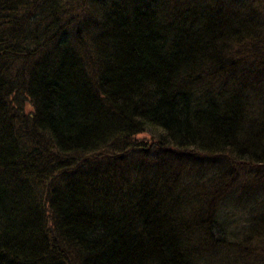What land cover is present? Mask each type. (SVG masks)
I'll list each match as a JSON object with an SVG mask.
<instances>
[{"label": "trees", "instance_id": "obj_1", "mask_svg": "<svg viewBox=\"0 0 264 264\" xmlns=\"http://www.w3.org/2000/svg\"><path fill=\"white\" fill-rule=\"evenodd\" d=\"M0 264H264V0H0Z\"/></svg>", "mask_w": 264, "mask_h": 264}, {"label": "rangeland", "instance_id": "obj_2", "mask_svg": "<svg viewBox=\"0 0 264 264\" xmlns=\"http://www.w3.org/2000/svg\"><path fill=\"white\" fill-rule=\"evenodd\" d=\"M152 137V135L150 133H142L140 134V138L139 139H145V140H148ZM229 161V160H228ZM201 162V160H197V161H194L193 163H199ZM231 162V161H230ZM193 167V166H191Z\"/></svg>", "mask_w": 264, "mask_h": 264}]
</instances>
